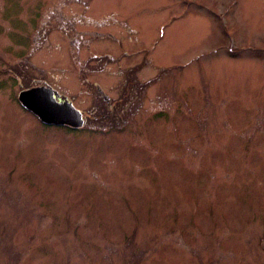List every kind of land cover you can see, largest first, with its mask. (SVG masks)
<instances>
[{"label": "rangeland", "instance_id": "1", "mask_svg": "<svg viewBox=\"0 0 264 264\" xmlns=\"http://www.w3.org/2000/svg\"><path fill=\"white\" fill-rule=\"evenodd\" d=\"M0 264H264V0H0Z\"/></svg>", "mask_w": 264, "mask_h": 264}, {"label": "water", "instance_id": "2", "mask_svg": "<svg viewBox=\"0 0 264 264\" xmlns=\"http://www.w3.org/2000/svg\"><path fill=\"white\" fill-rule=\"evenodd\" d=\"M19 101L45 123L79 128L83 125L82 112L69 100L56 102L49 88L35 87L20 92Z\"/></svg>", "mask_w": 264, "mask_h": 264}, {"label": "flooded vegetation", "instance_id": "3", "mask_svg": "<svg viewBox=\"0 0 264 264\" xmlns=\"http://www.w3.org/2000/svg\"><path fill=\"white\" fill-rule=\"evenodd\" d=\"M30 58V57H29ZM24 59V62L25 63H29V66L31 68H34L36 69L37 71V67H35L36 65H34L33 62H31L28 58L26 57H23ZM86 62V61H85ZM85 62L83 64L80 65V70H79V73L83 74L84 72V67H85ZM30 74L33 75V73L31 72ZM29 77L31 78L30 81H33V76H30ZM19 77H16L14 78V80L17 81V84H19ZM35 80H40L41 83L40 84H37V85H34V84H30L29 86H26L24 85L25 87H22L21 90H19L17 93H16V99L19 103V105L24 109L26 110L27 112H29L30 114H32L33 116H35L37 118V120H39L42 124H45V125H56V126H65V127H68L67 125H57V124H53V123H45L43 122L37 115H35L30 109H28L26 106H24L18 99L19 97V94L21 91H23L24 89L27 90V89H30V88H35V87H44V88H49L52 90V92L54 93V99L56 102H62L63 100H69L68 97L66 98L64 95H61L59 93H57L53 87L47 83L46 81H43L42 79H35ZM99 83H96L95 84V89L96 91L98 92V94L100 93L102 99L106 102L107 105H109L110 103V100L108 98V96L104 93V90L100 87V85H98ZM70 101V100H69ZM71 102V101H70ZM72 103V102H71ZM113 105L115 108L111 107V105H109V111L108 112H102L100 114V118H112L114 117L113 115L114 114H118L119 115V109L121 107V103L120 105H117L116 103L113 102ZM115 109V112L113 111ZM81 111V110H80ZM82 112V111H81ZM99 116V115H97ZM82 118L84 119V123L81 127H79L80 129H83V128H86L87 130H92V131H105V132H110V131H121L123 128H125L127 126V123L125 121V117L123 114L117 116L115 119L112 118L111 120L109 121H105V122H100V121H92L90 124H89V120L87 119L86 115L84 112H82ZM114 119V121H112ZM68 128H71V129H75V130H79V128H72V127H68Z\"/></svg>", "mask_w": 264, "mask_h": 264}]
</instances>
